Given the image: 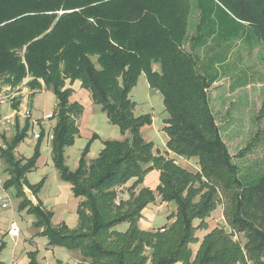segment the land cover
<instances>
[{
    "label": "trees",
    "instance_id": "16d2710c",
    "mask_svg": "<svg viewBox=\"0 0 264 264\" xmlns=\"http://www.w3.org/2000/svg\"><path fill=\"white\" fill-rule=\"evenodd\" d=\"M216 1L264 43V0ZM196 7L198 29L205 14L199 1ZM187 11V0H0L1 81L16 88L27 79L24 85L32 93L54 95L52 160L79 200L74 228L53 226L52 213L30 203L23 193L24 175L34 168L38 153L36 148L32 158L15 160L12 152L28 126L16 133L1 154L10 171L4 187L14 186L24 197L20 208L34 217L33 226L48 247L74 252L88 264H264V174L245 180L232 162L207 101L212 79L184 46L189 43L194 50L200 39L185 35ZM140 74L162 97L165 155H154L152 143L142 138L150 116L133 114L129 93ZM75 81L129 136L104 142L93 161H86L83 152L76 171L69 172L64 149L78 135L83 111L70 102L72 90L65 86ZM169 153L194 160L198 170L179 166ZM154 170L158 185L143 187ZM41 187L27 189L36 196ZM156 197L175 206L167 217L173 221L142 230V211ZM222 200L231 233L214 227L199 241L196 232L208 230L205 221ZM124 223L127 229L117 230ZM235 234L244 242L233 240ZM197 243L192 254L190 246ZM26 256L27 264H38L36 252Z\"/></svg>",
    "mask_w": 264,
    "mask_h": 264
},
{
    "label": "rangeland",
    "instance_id": "374dc122",
    "mask_svg": "<svg viewBox=\"0 0 264 264\" xmlns=\"http://www.w3.org/2000/svg\"><path fill=\"white\" fill-rule=\"evenodd\" d=\"M197 1L201 3L205 14L204 23L198 29L201 14L196 7ZM187 4L185 35L188 39L197 36H200V39L197 41L198 47L194 50L189 49V43L184 44L185 49L198 56L199 66L205 64L202 74L212 79L207 90L208 105L220 136L232 156V162L238 167L239 175L245 180L256 178L264 174V43L257 32L236 20L216 0H187ZM155 70H158V66ZM25 83L27 79L22 80L16 88H10L0 78V97H7L0 105L1 111L12 116L6 101H18L27 105L26 108L29 107L32 112L31 119H21V125L26 122L29 124L23 140L15 146L16 155L20 159L32 158L36 148L38 153L34 168L24 175L23 193L32 205L36 206L41 202V207L54 213L52 225L57 226L59 222H64L71 226L76 218V200L71 195L68 184L61 180L52 160L51 131L55 120L35 122L41 121L43 114H55L56 99L51 92H43L44 90L32 93ZM65 86L71 88L72 84L65 82ZM85 91L81 88L71 93L84 111L80 117L78 135L73 144L64 149V164L69 172L76 171L83 152L86 154V161H93L103 148L104 142L124 139L119 128L109 121L101 107L90 103L91 98L90 102L88 101ZM129 98L135 103V116L149 115L151 118V124L141 129L142 138L152 143L154 155H165L161 127L166 114L161 95L156 90L149 89L145 75L140 74L130 90ZM11 122L12 132L6 137L9 144L16 134L15 119ZM34 135L40 136L41 139L36 141ZM171 155L173 154L169 153L168 158H174L179 166L192 172L198 170L194 160L175 158ZM8 177L5 159L0 157V264H20L21 262L15 261L19 260L21 255L25 258L27 251L37 253L38 264H81L82 261L74 252L55 247L46 249L47 239L39 232L36 234L38 230L33 226L34 217L27 212V208H20L24 197L17 196L14 186L7 189L4 187ZM37 183H42V187L38 196H34L27 188ZM37 197L40 201H37ZM6 198L9 199L10 205L7 209H2L1 203ZM156 199L157 202L147 206L143 212L152 229L169 224L173 220L169 222L165 215L170 216L175 212V206L161 203L157 197ZM223 211L222 200L205 221L208 230L196 232L195 236L199 241L214 227L231 233L224 220ZM13 222L19 229L17 238L8 234ZM197 224L196 221L194 225ZM126 229L125 223L117 227V230L122 232ZM26 233L29 236H25ZM233 240L244 242L242 236L236 234ZM190 248L192 254H195L198 243Z\"/></svg>",
    "mask_w": 264,
    "mask_h": 264
},
{
    "label": "crops",
    "instance_id": "0c3cea01",
    "mask_svg": "<svg viewBox=\"0 0 264 264\" xmlns=\"http://www.w3.org/2000/svg\"><path fill=\"white\" fill-rule=\"evenodd\" d=\"M155 68H157V66H153V70L154 71H157V70H155ZM71 87V90L72 91H74V90H78V89H80L81 90V88H80V82H78V81H75V82H73L72 83V86H70ZM147 87L149 88V86H148V84H147ZM150 89V88H149ZM43 91V90H42ZM41 92V91H40ZM43 92H49V91H43ZM85 93H86V95H87V97H88V101L90 102V94L88 93V92H86L85 91ZM69 100H70V102H75V100H77L76 98H75V96H73V95H71L70 96V98H69ZM7 102V104L9 105V107H8V110L10 109V111L12 112V114H13V112H15V111H22V109H24L27 105H23L22 103H19L18 105H16V107H14L13 105H14V103L16 102V101H14V103H12V102H10V101H6ZM90 103H92V101L90 102ZM5 105V104H4ZM55 105H56V103H55ZM29 108V107H28ZM29 110H30V108H29ZM83 111H84V109H83ZM51 112H53V111H51ZM50 112V113H51ZM30 113L32 114V112L30 111ZM9 114V113H8ZM8 114L7 113H4L3 111H1V109H0V116H8ZM11 114V115H12ZM48 114V113H47ZM83 114V113H82ZM43 115H45V114H43ZM43 115H42V117H43ZM32 116V115H31ZM41 117V118H42ZM23 117H21V116H18V117H14L13 119H15V132L16 133H18V132H20V129L22 130L24 127H26V126H28V124L29 123H25V124H23V125H21V119H22ZM12 119V120H13ZM23 119H25V118H23ZM31 119V118H30ZM37 120V119H36ZM52 120H54L53 118L51 119V120H49V122L51 121V122H53ZM35 121V120H34ZM35 122H37V123H42L43 122V119L41 120V121H39V120H37V121H35ZM46 122V121H45ZM12 123V122H11ZM79 123H80V118H79V121H78V126H79ZM53 127H54V124H53ZM53 127H52V129H53ZM164 127V125L161 127V129ZM144 129V128H143ZM12 132V126L10 127V128H8V129H6L5 127L3 128H1L0 129V142H4L5 144H6V146H8L9 145V143H7L6 142V137L10 134ZM161 133L164 135L163 136V138H162V141H163V150L165 149V142H166V140H167V138H166V135L161 131ZM51 135H52V131H51ZM35 136V135H34ZM123 137H124V139L125 138H127L128 136H127V134H125V135H123ZM51 138H52V136H51ZM34 139L36 140V141H39L40 139H41V137L39 136L38 138H35L34 137ZM3 140V141H2ZM156 148H154V150H155ZM1 154H2V152H1ZM0 154V157H2V158H4L5 159V163H6V171L9 173L10 171H9V166H8V164H7V161H6V157L5 156H3V155H1ZM17 149L15 148L14 150H13V152H12V155H13V157H14V159L15 160H26V159H20V158H18L17 157ZM171 156H173V155H171ZM174 157V156H173ZM181 159V158H180ZM158 176H159V173L156 171V170H154V171H152V172H150L149 174H147L146 175V177L144 178V181H143V184H142V186L143 187H147V188H149V189H151V190H154L155 188H156V185H158ZM10 177V176H9ZM9 177H8V179H9ZM68 187H69V191H70V193H71V195H72V192H71V190H70V186L69 185H67ZM39 194V193H38ZM38 194L36 195V196H38ZM37 199H38V197H37ZM75 200H76V207H77V204H78V199H76L75 198ZM37 201H40L39 199L37 200ZM156 202H157V199H156ZM33 203V202H32ZM39 203V202H38ZM41 203V202H40ZM40 203H39V205H40ZM155 203V202H154ZM153 203V204H154ZM151 205V204H150ZM170 205H172V204H170ZM149 206V205H148ZM160 207V206H159ZM42 209H44L43 207H41ZM160 208H162V206L160 207ZM146 209V208H145ZM144 209V210H145ZM44 210H46V209H44ZM144 210L142 211V217H141V219H140V221H139V227H140V229H142V230H152V228H151V224L150 223H147L146 222V218L143 216V212H144ZM47 211V210H46ZM52 213V219L55 217V215H54V213L53 212H51ZM165 217H168V215H165ZM74 221H75V223L73 224V225H71V226H69V225H66L64 222H59L57 225H59V224H61V223H64L67 227H69V228H74L75 226H76V221H77V217L74 219ZM73 221V222H74ZM54 226V225H53ZM165 226V225H164ZM161 228V227H160ZM39 231H37L36 232V234L38 233ZM25 236H29V234H25ZM46 249H52L51 247H48L47 246V244H46ZM28 252H30V251H27L25 254H27ZM78 259H80L79 258V256L77 255V254H74ZM15 262H21L20 264H27V262H28V259H27V256H25V258H24V256L23 255H21L20 256V259L19 260H16ZM81 264H88L87 262H81Z\"/></svg>",
    "mask_w": 264,
    "mask_h": 264
},
{
    "label": "built area",
    "instance_id": "2783aa9c",
    "mask_svg": "<svg viewBox=\"0 0 264 264\" xmlns=\"http://www.w3.org/2000/svg\"><path fill=\"white\" fill-rule=\"evenodd\" d=\"M7 97H0V105L2 103H4V100H6ZM21 116L25 119H30L31 118V113L30 110L28 108H24L21 112L20 111H15L13 112L12 116H0V129L3 127H5L6 129H8L11 125V120L14 117H18ZM52 118L51 114H45L43 115L42 119L43 121H49ZM35 138H38L39 136L35 135ZM6 150V144L4 142H0V154L1 152ZM2 185V181L0 180V187ZM117 204V203H116ZM9 199L6 198L5 200L2 201L1 203V208L2 209H7L9 207ZM163 230H161L162 232ZM8 234L13 237V238H17L19 236V229L17 227V225L13 222L10 226V228L8 229Z\"/></svg>",
    "mask_w": 264,
    "mask_h": 264
}]
</instances>
